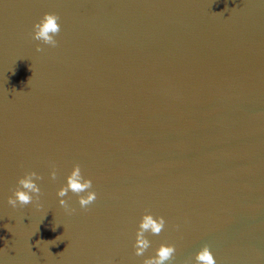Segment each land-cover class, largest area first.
<instances>
[{"label": "water", "instance_id": "obj_1", "mask_svg": "<svg viewBox=\"0 0 264 264\" xmlns=\"http://www.w3.org/2000/svg\"><path fill=\"white\" fill-rule=\"evenodd\" d=\"M45 13L55 48L31 37ZM77 164L97 199L69 192V214ZM33 171L39 200L12 208ZM149 213L166 225L137 257ZM161 244L168 264L205 244L264 264V0H0V264H142Z\"/></svg>", "mask_w": 264, "mask_h": 264}, {"label": "clouds", "instance_id": "obj_2", "mask_svg": "<svg viewBox=\"0 0 264 264\" xmlns=\"http://www.w3.org/2000/svg\"><path fill=\"white\" fill-rule=\"evenodd\" d=\"M59 16L55 13H45L38 22L33 24L31 37L35 41H39L43 45H48L55 48L58 44L56 36L60 33V24L57 22ZM43 51L38 45L37 49ZM50 173V178L56 179L55 166ZM43 177L36 172H27L17 181V187L13 191L12 196L8 197L7 203L12 207H23L33 203V200L38 201L41 196V189L36 183L42 180ZM93 182L90 178H85L82 175L80 166L74 165L71 173L66 178V184L60 187L57 191V196L60 197L59 204L71 214L74 209H69L68 204L63 197H66L69 192L77 195L78 203L82 209L87 210V206L92 204L97 199V194L91 191ZM86 193L85 195H81ZM166 220L163 216H153L152 214H144L139 222L136 234L135 243L133 245L134 254L137 257H144L145 253L151 246V241L146 234L159 235L165 228ZM177 249L172 244H161L155 249L154 255H150L143 259L142 264H168L175 258ZM195 264H216V260L210 251L208 245H203L199 251L194 254ZM190 264V261L186 262Z\"/></svg>", "mask_w": 264, "mask_h": 264}]
</instances>
